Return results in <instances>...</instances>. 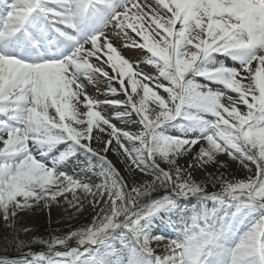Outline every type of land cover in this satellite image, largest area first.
<instances>
[{
	"label": "snow or ice",
	"instance_id": "1",
	"mask_svg": "<svg viewBox=\"0 0 264 264\" xmlns=\"http://www.w3.org/2000/svg\"><path fill=\"white\" fill-rule=\"evenodd\" d=\"M109 27L134 32L142 42L132 46L158 75L124 58ZM102 78L104 100L88 92ZM109 108L139 130L117 127L102 114ZM174 124L180 135L167 134ZM110 150L130 162L131 185L100 154ZM221 153L247 179H220L207 192L192 171ZM186 156L191 171L177 166ZM70 157L99 164L69 175L61 165ZM94 167L100 183L88 176ZM137 171L152 179L137 184ZM77 192L100 207L90 225L0 264H264V0H0V217L15 231L21 213L67 193L75 206ZM190 197L189 214L181 200ZM171 214L183 221L175 237L154 235ZM117 240L126 260L114 258Z\"/></svg>",
	"mask_w": 264,
	"mask_h": 264
},
{
	"label": "rangeland",
	"instance_id": "2",
	"mask_svg": "<svg viewBox=\"0 0 264 264\" xmlns=\"http://www.w3.org/2000/svg\"><path fill=\"white\" fill-rule=\"evenodd\" d=\"M11 2V0H9ZM115 30V29H114ZM113 28L109 27L106 29L107 35L113 46L115 47L117 44V39H111V33H114ZM130 35L127 37L124 34L122 37V42L119 49L122 51V56L132 62L134 65H138L143 72L151 75L157 76L158 71L154 65H150L146 61V50L133 49L131 47V42L133 40L137 42H142L139 37L136 36L134 32L130 29L127 30ZM228 66L239 67L237 62H233L230 59L227 61ZM110 71V70H109ZM197 82H203L201 78H197ZM115 83V82H113ZM118 86V85H117ZM219 87V86H217ZM108 83L106 80L101 79V81L96 82L94 84L88 85V92L95 96L100 100H104L107 95ZM215 90V89H214ZM161 94L164 95L162 89L160 90ZM165 96V95H164ZM166 97V96H165ZM108 98H116L123 99L122 96L112 97L108 96ZM102 114L106 116H110L112 118V122L116 124L117 127L123 128L129 131H138L139 129L135 125H128L127 127L116 119L114 112L112 110L106 109L102 112ZM183 131V128L179 126V124H174L172 127L168 129L167 134L171 135H180ZM104 135V140H107V135ZM91 145L94 149L102 148V144L97 142L95 139L91 142ZM59 150L63 151V146H57ZM114 147V142L113 146ZM199 151V146H196V152ZM56 155H59V152L55 151ZM101 155H105L107 160L111 162L113 167L117 170L121 177L125 179L126 182L131 185V180L129 179V171L128 166L129 163L127 158L119 155L116 151L110 150L107 153H103L101 151ZM196 153L194 152L192 155L194 156ZM71 162L64 161L65 165L61 168L62 171H65L69 175L74 173H80L81 169H87L89 165L96 166L98 162L95 157L91 159L89 162L85 160L84 157H80L79 159L69 158ZM192 163V156H186L182 158H178L177 166L182 169H188L189 164ZM248 163V167L255 171V165L251 162ZM161 167H163L166 171L168 170V166L161 162ZM191 171V169H188ZM99 171L98 168L94 167L93 172H89L88 176L92 178L95 183H100L101 178L96 176L94 173ZM81 175H83L81 173ZM248 169L244 168L239 161H233L231 158L227 157L226 154H218L216 157V161L209 163L204 166V168H199L195 171H192V178L195 182L201 184L205 188L207 192H216L220 190V179L225 180H233V179H247ZM87 179V177H85ZM151 176H145L143 173L136 172L135 173V181L137 184L144 183L145 181L151 180ZM166 189L160 188L159 194H165ZM69 196H72L71 193H67ZM66 194V195H67ZM67 195V196H68ZM157 193H153V197H157ZM77 196L80 198V202H77L75 206H70L65 200L64 197L58 198V203H50L47 207L44 206L41 201L38 205H34L31 210H28L24 213H21L17 218V223L15 225V231L12 228L6 226L3 222L2 217H0V255L8 252L9 250L15 251L21 256H25L28 252L33 253H41L47 252V248L44 244L39 243L40 240H51L52 237L56 236H66L71 231L78 230L82 227H86L92 223L94 217H96L97 213L100 211V207L97 206L93 208V201L91 195L88 196L87 201H84V194L77 192ZM142 203H146L147 201H141ZM196 199L194 197H190L188 200H181V207L187 209L189 214L190 210L195 206ZM77 209H79L77 211ZM182 217L179 214H171L170 216H166L162 220H158L152 229L154 231H158L157 236H165L166 238H174L175 231L173 229V224L182 225ZM28 229V231H23V229ZM243 230V224L238 225L234 235H237L240 231ZM15 241H23V247H17V243ZM69 247H79L75 240L69 241ZM152 247L157 250V254L163 251V246L157 247L156 243H152ZM114 249L117 253V256L114 258H119L122 260H126L127 257V249H125L120 242L117 240L114 242ZM65 250V249H60Z\"/></svg>",
	"mask_w": 264,
	"mask_h": 264
},
{
	"label": "bare ground",
	"instance_id": "3",
	"mask_svg": "<svg viewBox=\"0 0 264 264\" xmlns=\"http://www.w3.org/2000/svg\"><path fill=\"white\" fill-rule=\"evenodd\" d=\"M113 30H114V29H113ZM118 31H119V30L115 29V30H114V33H111V39H112V38H113V40H114V38L117 39V44H116L115 48L117 49V51H118L120 54H122V51L119 49V47H122V46H120V45L123 44V42H122V37H120V36L123 35V33H121L120 35H117V32H118ZM128 35H130V34L128 33ZM131 47H132L133 49H140V48H138V47H136V46H132V45H131ZM140 50H143V49H140ZM60 151H61V150H60ZM50 158H51V157H49V159H50ZM64 165H65V162L62 163L61 168H62ZM67 195H68V194H67ZM67 197H69V200L72 199V196H69V195H68ZM73 204L76 205L77 202L74 201Z\"/></svg>",
	"mask_w": 264,
	"mask_h": 264
},
{
	"label": "trees",
	"instance_id": "4",
	"mask_svg": "<svg viewBox=\"0 0 264 264\" xmlns=\"http://www.w3.org/2000/svg\"><path fill=\"white\" fill-rule=\"evenodd\" d=\"M163 83H165V84H167V82L166 81H162ZM164 95L165 96H167V94L166 93H164ZM181 128H183V126L182 125H179ZM104 153V152H103ZM94 158V157H93ZM96 159V161L98 162V164H99V161H98V159L97 158H95ZM155 232H157V231H154V234H157V233H155ZM46 253V252H45ZM22 258H24V256H21L20 254H18V253H16L15 251H11V250H9L8 252H6V253H4L3 255H0V259H6V260H9V261H12V260H20V259H22ZM30 258V257H29Z\"/></svg>",
	"mask_w": 264,
	"mask_h": 264
}]
</instances>
